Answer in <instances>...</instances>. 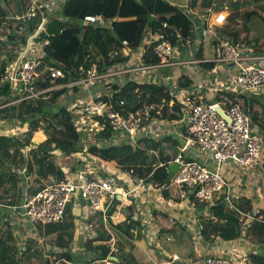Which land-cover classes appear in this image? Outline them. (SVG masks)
Here are the masks:
<instances>
[{"label":"built area","instance_id":"2783aa9c","mask_svg":"<svg viewBox=\"0 0 264 264\" xmlns=\"http://www.w3.org/2000/svg\"><path fill=\"white\" fill-rule=\"evenodd\" d=\"M13 1L16 3V13L11 15L8 12L5 18L18 22L20 28L24 29L25 39L23 40L15 31L6 35L4 39L0 37V108L7 100L9 104L42 98L50 91V86L42 87L46 78L59 85L61 87L59 89H63V94L76 87L82 91L93 89L94 93L72 97L75 103L65 105L73 116L80 137L82 132L97 133L108 127L111 131L110 136L96 140V145L99 147L134 145L141 139L140 131L148 130L158 121L168 119L160 117L161 104H144L134 111L127 112L114 109L113 93L126 83L121 86L122 75H129L127 81L154 83L167 87L172 95V100L168 104L169 111H172L174 101L180 104V115H185L186 123L184 144L168 161L169 165L178 163V168L169 182L178 188L181 198L190 199L195 206L204 205L206 214L213 221L215 217L212 208L215 203L219 198L229 202L232 195L227 180L219 170L220 166L230 162L246 171L264 166V140L252 124L251 116L245 111L243 103L232 94H228L229 91L250 94L264 87V53H256L252 44L241 39L232 40L223 34L214 33V27L222 26L226 21L227 14L224 10L213 12L212 19L207 20L206 29L202 31V36L206 31H211L217 40L210 58L198 57L195 54L184 56L190 47L197 52L200 50L201 41L192 36L193 27L192 34L188 37H183L178 32L167 36L158 30L152 33L153 30L147 29L145 33L148 35H144L138 47L131 48L126 40H122L120 50L110 51V57L116 58L118 55L121 58L126 57L123 61H115L102 72L97 70L96 63H92L81 77L56 83L55 81L64 78L66 73L59 64L48 65L46 62L49 34L46 33L45 25L53 13L60 14L64 0ZM5 3L6 0H0L3 8ZM64 18L65 22L71 25L70 20L72 22L73 18ZM78 20L82 25L108 26L105 19L97 15H85ZM5 46L11 50L1 51V47ZM11 46L17 49L13 52ZM149 46L158 61L146 64L143 55ZM209 62L213 63L210 68L205 66ZM45 64L48 66L44 67ZM174 67H184L185 70L175 77L171 72H159ZM145 76L149 79L145 80ZM183 76L190 80L187 86H180L178 83L179 78ZM39 81H42L41 85ZM6 84L9 96L2 92ZM99 84H104V89L95 92ZM208 87L219 89L223 93L219 94L218 99L208 101L206 95L202 93V89ZM123 103L122 100L117 102L120 105ZM218 107L225 116L220 115ZM154 111L155 114H152ZM191 146L207 154L214 167L186 156L185 150ZM76 153L85 156L84 159H80L85 162L79 160L80 164L75 169L65 171L59 178L48 175L41 187L25 195L21 203L13 206V209L20 211L29 223L36 225L60 222L67 211H71L76 217L81 216L78 210L82 208L84 213L82 218L85 220L94 216L96 219V213H101L104 228L107 230V223L111 217L106 213L107 207L114 203L131 206L130 198L135 197L137 193L135 189L129 187L128 179L132 170L124 172L114 161L118 167L117 172L101 175L94 167L93 161L87 158L94 152L84 147ZM149 154H155V150L150 149ZM161 165L163 164L159 163L158 166ZM151 179L150 174L148 178L136 177L134 181L137 188H143L147 181L152 182ZM79 199L84 201L83 205L79 203ZM66 203H69V207L65 211ZM77 223L79 232L80 228L87 229L80 217ZM106 245L108 252L105 256L92 258L83 264H120L116 258L119 249L112 235ZM173 258L177 256L173 255ZM203 264L231 263L229 259L217 255L205 257Z\"/></svg>","mask_w":264,"mask_h":264},{"label":"trees","instance_id":"16d2710c","mask_svg":"<svg viewBox=\"0 0 264 264\" xmlns=\"http://www.w3.org/2000/svg\"><path fill=\"white\" fill-rule=\"evenodd\" d=\"M171 1V0H170ZM168 0H64L60 7V14L63 17L78 19L85 15H97L105 20H109L108 26L93 27L90 25H77L71 24L60 29L59 32L49 34V44L46 46L47 58L46 61L50 63L59 64L63 67L66 76L60 78L56 83L67 82L71 79H76L84 75L86 69L92 64H97V70L99 72L104 71L105 67L110 66L115 61H123L125 58H121L119 55L116 58L110 57V51L112 49L120 50L121 41L126 40L131 48L138 47L144 39V35L147 29L158 30L165 35H174L176 32L180 33L183 37H188L192 34L193 19L186 11L188 8L200 7L203 9H210L211 11L225 10V6L216 3L215 0H185L187 8L173 4ZM173 2V1H172ZM251 6L257 7L258 1H251L248 3ZM184 5V4H183ZM227 9L229 13L227 15L225 24L221 27V34L232 40L240 39L241 28L236 23V18L239 16L251 17L256 14L254 9L249 11H242L241 5L237 2L231 3ZM8 11L0 4V20L6 19ZM264 20V16H262ZM207 41L210 42L211 47H215L217 42L216 38L211 37L210 33L206 35ZM249 41L251 39H247ZM257 42V39H255ZM199 51V55L210 54V47ZM98 56L96 59L95 57ZM143 61L146 64L157 62L158 60L152 54L151 46L147 48L143 55ZM206 67L213 66L212 62L206 63ZM52 80L46 79L42 83V87L46 88L52 84ZM180 86H187L190 84V80L183 76L178 81ZM2 92L5 96H9L7 84L3 87ZM52 95L51 104L44 101L43 98L35 100L34 106H28L25 110L31 114L19 117L23 122L31 124V132L41 129L46 135V139L39 143L31 142L33 146L32 161L38 166L36 175L38 180L48 175L56 177L62 176V171L56 165L53 158L55 154L51 153L53 150L58 149L63 154L73 155L76 152L82 150L81 138L77 132L76 126L73 121V116L67 111L65 105L60 106L58 98L63 94V89L57 91H50L46 94ZM243 98L244 109L250 113L251 119L254 123L258 124V128L264 134V101L258 100L253 97ZM119 100H122L123 104H117ZM172 100V95L167 87L154 83H135L132 81H126L116 93H113L112 102L113 108L121 112H127L129 110L134 111L144 104H161V118L168 120L178 119L180 117L181 108L180 104L174 101L171 110L169 111V101ZM57 101V102H56ZM258 104L262 110V115H259L257 110H254V105ZM5 112V111H3ZM40 114V117H38ZM155 114V111L152 112ZM10 113H5L3 117H12ZM17 116V115H16ZM44 121V126L41 120ZM96 140L108 138L111 134L110 129L107 127L102 131L94 133ZM33 139L42 140L43 135L40 132H36ZM175 143V140H173ZM142 143V144H141ZM161 141L153 138L140 139L136 144H120L99 147L93 143L89 150L91 152L100 154L106 159L116 162L118 167L124 171L129 172L130 178L134 181L136 177L145 178L151 174L153 183L161 185L169 183L168 178V161L171 159L169 155L164 154L161 147ZM27 141H19L13 137L0 136V155L6 158L10 153V148L14 147L16 154L21 152L20 158L23 163L21 167L25 170H31V163L27 158ZM158 156L149 154V150L159 149ZM175 155L177 148L172 145ZM159 163L163 165L158 166ZM76 167V166H75ZM72 167L71 170L75 169ZM104 172V171H102ZM100 172V174L102 173ZM101 175H107L106 172ZM44 179V178H43ZM150 180V179H149ZM4 175L0 174V187L4 185ZM10 187L14 190V185ZM39 184L37 188L41 187ZM30 188V187H29ZM36 188V189H37ZM35 189V190H36ZM33 191V190H32ZM9 201L13 202L19 198L18 193L14 190H8L5 194ZM118 202V201H117ZM251 206L248 198L241 197L239 195L232 194L230 201L227 202L224 199H220L215 203L212 208L215 221H207L202 224V232L207 236L212 235L214 237L219 236L223 240H232L239 236H242V229L246 226V235L250 237L251 241L264 246V209H259L258 213L247 220L242 217L241 213H250ZM112 213V209L108 211ZM126 218L122 225H125L126 231L131 228H138L132 221L127 223ZM247 220V222H246ZM51 231L46 229L45 232ZM182 231V230H181ZM173 234V229H167L165 235L160 239ZM182 232H180V235ZM98 239H108V235L100 234ZM184 236H187L184 234ZM166 238V237H165ZM94 239L87 242L89 248ZM165 243L163 246L167 249L171 248L170 243L167 240H163ZM104 251L103 246L99 247ZM105 252V251H104ZM4 251L0 250V254ZM5 254V253H4ZM1 256L0 264H7L11 261L6 255ZM63 256L69 261L70 257L67 254ZM251 261L256 264H264L263 254H251L249 255ZM120 264H137L132 253H118L116 255ZM46 264H51L46 261ZM63 264V263H60Z\"/></svg>","mask_w":264,"mask_h":264},{"label":"crops","instance_id":"0c3cea01","mask_svg":"<svg viewBox=\"0 0 264 264\" xmlns=\"http://www.w3.org/2000/svg\"><path fill=\"white\" fill-rule=\"evenodd\" d=\"M238 1L239 0H232L233 3H239ZM240 1H242L240 2V4H242L241 10L246 9L249 11L251 9H254L256 11L255 15L247 18L244 17L243 19L238 20V27L241 28L240 38H244V41L246 43L252 44L255 48L256 53L263 54L264 20L262 19V16H264V1L261 3V7L263 9H260V5L254 7L248 4L249 2L255 0ZM170 2L173 4H177L174 1ZM15 4L16 3L13 0H8L7 3L3 4V6L11 15H15ZM7 5H13V10L9 9ZM183 6L187 8L186 2ZM186 11L193 17L192 36L201 41L199 51H201L202 49L204 51H208L206 48L210 47V54L206 55L203 53V55H199V51L197 52L192 47H190L192 51L189 49L188 52L184 53V56L189 57L191 54H195L198 57L203 56L206 58H210L213 54L214 46L211 47L213 43L211 44L207 41L206 35L210 33L211 37H216L211 31H206V33L202 36V31L206 29L207 20L210 21L212 19L214 11H209L208 9H203L200 7L188 8L186 9ZM224 11L228 15L229 9H227V11ZM258 19L261 21L260 27ZM4 24L5 22H0V27L5 26ZM222 26L214 27L213 31L216 35L221 34L219 29H221ZM248 38H252V40L249 41L247 40ZM255 39H257V42H255ZM184 70V67H174L172 69H163L159 72H171L173 73V77H175L179 74H182ZM122 76L123 80L121 81L123 83L121 84V86L129 78L128 74ZM144 79L148 80L149 78L148 76H145ZM103 89L104 84H99L97 86V89H95V92L103 91ZM88 91H82V94L80 96L86 95L87 93H89ZM202 91V93L206 95L208 101L218 99L221 93H223L220 92L219 89H211L210 87L204 88L202 89ZM237 93L239 92H228V94H232L238 101L242 103L243 98L240 97L241 95L264 101V87L260 91L250 94ZM8 102L9 100L5 101L2 104L3 107L0 108V125H2V122L4 120L10 121L8 127L11 126L14 128L12 130H7V132L11 131L12 134L15 133V135L8 136L9 134L7 135V133H4V128L1 127L0 136L13 137L19 141H27L26 150L31 147L33 148L31 142L39 143L44 141L46 139V135L41 129L30 133L28 132V130L22 131L21 129L19 130V132H13V130L17 127L12 120L14 116L2 117L3 111H6L7 109L4 105ZM18 103L21 102L9 103L7 105L10 107L14 105L17 106ZM65 103L68 104L70 102L66 100ZM255 105H257V107L254 106V110H258L261 108L260 106H258V104ZM248 114L250 115V113ZM16 117L19 118V116ZM260 123L264 124L263 122ZM185 124L184 114H181L178 119L172 121H158L154 127H150V129L148 130L140 131L139 139L152 137L155 140H160V145L163 148L164 154L169 155L171 158L174 154L172 145L176 147L177 152H179V150L181 149V145L184 144V134L186 133ZM252 124L258 128L257 123H254L252 121ZM258 130L259 135L261 134L263 137L261 135L260 136L262 137V139H264V134L260 131L259 128ZM36 132L42 133V140L33 139ZM173 140H175V143ZM158 152H160V147L159 149L155 150V154L153 155L157 156ZM184 154L189 158L196 159L200 162L208 164L209 167H214V163L211 158L207 154L198 151L194 146H191L187 150H185ZM81 156L85 157L83 155ZM87 158L93 161V165L98 169L99 173L102 171L106 172L107 174H113L117 172L118 167L115 162L104 158L100 154L91 153V155H88ZM77 163L80 164V161H78ZM229 165L234 168V171H231ZM236 167L237 165L233 163H224L222 165L221 172H224L223 176L227 180L232 194L249 199V203L252 208L251 212L240 214L247 220H251L250 215L255 216L258 213L259 209H264V166L255 167L248 171L241 169L240 171H238ZM23 169V167L16 168V173H21L24 176H20L13 181V187L14 189H17L19 198H17L16 201L13 202L0 200V224L7 223L9 227V230L4 235L1 234L2 229L0 228V250H3L5 253L3 254L12 259L10 262L8 261L7 264H24L25 258L28 260L27 256H37V252L39 251L43 253L44 258H47V260H52V258H54L56 263L61 262L63 264H83L92 258L105 256L108 252L106 243L107 241L109 242L110 236L108 235V239L105 240L97 238L101 236L100 234H105L104 231L98 230V221L100 219V215H96V219L94 216L86 220L85 223L87 229L82 228L81 230L80 228V232L76 231L74 233V237L72 236L69 240H67V242H65V240H63L62 238V240H59L60 237L56 232L52 230L49 232H45L44 230V232L41 233V236L44 237V239H50V236L55 234V241L51 239L50 241L46 240L39 248H29L28 241L38 239L39 237L36 225L29 223L21 215L20 211L13 209V206L21 203L25 195H29L35 192L38 189L37 186L39 184L43 185V183L47 179H42L41 182L37 183L35 187L29 188V186L24 181L25 178L28 177L25 176L26 171L24 173L22 171ZM120 176L125 177V175L123 174H120ZM129 179V187L135 189L137 193L135 197L133 196L130 198V202H132V204L129 207L121 206L118 203L113 204V211L111 213V216L113 214V239L118 246L119 253H132L137 264H203V260L205 257L217 255L229 259L231 264H256L251 261L249 255L260 253L264 255V246H260L252 242L250 237L246 235L247 225H244L242 229V236H239L232 240H223L219 236H216L214 237V239H212V235L207 236L208 238L205 239L206 234H203L202 232V224L209 220H213H211V218H209V215L206 214L204 205L200 204L195 206L191 203L190 199L181 198L179 196L178 188L170 182L157 185V183L147 181L143 188H137L135 181H133L130 177ZM79 203L83 205L84 201L82 199H79ZM68 212L70 213L73 221H75L76 215L71 211H67V213ZM78 213L81 216H84V213H82V208L78 210ZM126 218H128L127 223H129V221H132L133 225L135 224L136 226H138V228H131L126 231L125 225H122V222ZM102 228L104 227L102 226ZM167 229H173L174 233L165 236L166 238L164 237L160 239V237L165 235ZM85 232H87V235L83 234ZM135 232L136 234H134ZM180 232H182L181 235ZM184 234L187 236H184ZM122 236L126 237L129 241L122 240ZM80 237H82L81 243L79 239ZM7 239H10L9 243ZM91 239L94 240L91 243V248H89L87 242ZM163 240H167L170 243L169 245H171V248L167 249V247H164L163 245L165 243H162ZM100 246H103L105 252L99 248ZM13 249L15 250L14 252ZM46 249H53V251L48 252ZM56 253L59 254L55 257ZM3 254H0V261ZM63 254L69 255L70 260L65 261L66 258L63 256ZM50 255L54 256L51 257ZM173 255H176L177 258H173Z\"/></svg>","mask_w":264,"mask_h":264},{"label":"rangeland","instance_id":"374dc122","mask_svg":"<svg viewBox=\"0 0 264 264\" xmlns=\"http://www.w3.org/2000/svg\"><path fill=\"white\" fill-rule=\"evenodd\" d=\"M7 1L8 0H6V3H7ZM171 1H174L179 6H183V4L185 3V0H171ZM255 1H258L259 4H261L264 0H255ZM215 2L216 3H219V4H222L226 8L231 3H233L232 0H215ZM238 2L240 4V2H242V1L239 0ZM240 5H242V4H240ZM261 6L262 5L259 6L260 9H263ZM7 7H9V9L13 10L12 9L13 8V5H7ZM243 7H246V6H243ZM226 8H225V10L227 11ZM242 11H248V10L245 9V10H242ZM243 18H244L243 16L237 17L236 18V23L239 24L238 23V20L239 19H243ZM105 21H106V25H109V20H105ZM0 22H5V24H4L5 26H1L0 27V37L2 39H4L6 37V35H10L13 31H15L16 33H18L23 40L25 39L24 29L20 28V25L18 24V22L16 20L6 18L4 21L3 20L2 21L0 20ZM70 23L72 25L73 24H77V25H80L81 24L78 19H73L72 22L70 20ZM258 23H259V27H260L261 21L259 19H258ZM67 25L68 24L65 22V18L63 16H61L60 14L53 13L52 16H49V21L45 25V30H46V33L47 34H54V33L59 32L60 29L66 27ZM219 31H222V29H219ZM151 32L153 33L154 31H151ZM146 35H148V34L145 33V36ZM240 39L244 41V38H240ZM11 47H13V49H12L13 52L15 51V49H17L14 46H11ZM10 50L11 49L8 48L7 46H5L3 48L1 47V51H3V52H8ZM95 58L97 59L98 56H96ZM46 62H47L48 65H51L50 62H48V61H46ZM47 64H45L44 67L48 66ZM44 67H43L42 71H44V69H45ZM43 77L45 78V75H43ZM40 82H42V81H39V83ZM40 85H41V83H40ZM59 88H61V87L59 85H55L54 82L50 85V91H57ZM88 92L94 93V90H90ZM81 94H82V90L80 88H78V87H76V89L75 88H71L70 92L68 91L67 93L62 94L60 96V98H58L57 101H58V103H60V106L65 105L66 104L65 103L66 100H68V102H70V103H75V101L72 99V97H78ZM51 97H52L51 93L48 94V95L45 93L42 96L43 100L44 101H47L50 104L52 103L51 102ZM35 100L36 99H28L25 102L18 103L17 106L14 105V106H11V107L8 106L7 104L4 105L5 108H7V109H6L5 112L2 113L3 115H5V113H10L11 115L12 114L15 115L14 118H12V120L14 121L15 126H17V127L13 130V132H19V130L21 129L22 131H27L28 130V132L30 133L31 124H29L28 122L27 123H24L23 122L24 121L23 119L20 120L22 122L21 123L19 121V118L16 117V115L23 118L24 116H26L28 114H31L28 111H26L25 108L26 107L28 108V106H30V107L31 106H34L35 105ZM254 106L257 107V105H254ZM257 111L259 112V115H262V110L261 109H258ZM3 115H2V117H3ZM38 117H40V114H38ZM39 120H41V123H42V125L39 124L40 125L39 127L42 128L45 123L42 120V118H39ZM9 122L10 121L4 120L2 122V125H0V128L3 127L4 128L3 132L4 133H7V135L9 134L8 136L15 135V133L12 134L11 131H8L7 132V130H12L14 128V127H11V126L8 127ZM255 129L257 131H259L257 127H255ZM94 136H95L94 133H89L88 134L87 132H82L81 147L82 148L87 147L88 150H89V148L92 145V143H95L96 142V139L94 138ZM14 150H15L14 147L10 148L9 155L6 158H4V159L0 155V174H3L4 175V178H5L4 185L2 187H0V200H2V201H9L8 198H7V196L5 195V194H7V191L8 190H11V191H14L15 190L17 192V189L12 190L10 187H6V185L7 186H10L11 184H13V181L15 179L19 178L20 176L21 177L24 176L21 173H16V168H20L21 165H22V163H23V161L20 158L21 157L20 156L21 154H19L21 152H18V154H16V152ZM33 151H34V149L32 147L29 148L26 151L27 152V158L29 159V161L31 163V170L28 171V169H27V171H26L25 168L22 170L24 173L26 171L25 176L28 177V178H25L24 181L26 182V184L30 188L35 187L37 185V183H40L43 178L44 179L47 178V177H42L41 179L38 180V176L36 175V170H37L38 166H37V164L35 162L32 161V155H33L32 153H33ZM54 152H56V153H54ZM54 152H53V154H55V156L53 158H51V159L54 160V162L56 163V165L60 168V170L62 171V175H63V173L65 171H68L72 167H75V166L79 165L77 162L80 159H84L85 158V157H82L80 155L81 153H75L73 155H66V154H63L62 152H60L58 150H55ZM80 161H82V160H80ZM82 162H85V161H82ZM229 167L231 168V171H234V168L231 165H229ZM221 169H222V166H220L219 170L221 171ZM236 169L238 171H240V169L241 170H245L244 168H241V167H238V166L236 167ZM11 187H12V185H11ZM111 209L113 211V204H110L107 207L106 213L108 215H111V213L110 214L108 213V211L111 210ZM96 215H100V219L98 221V225H99L98 230L99 231L102 230V231H104L105 234H107L109 236H111V235L113 236V214L110 217L109 222L107 223V228H108L107 230L105 228H102V226L105 227V223L102 220L101 213L97 212ZM78 217H80V216H77L76 219H75V221H73V219L70 216V213L68 212L63 217V219L60 222H54V223H49V224H36V228H37L39 237H38V239H33V240H29L28 241L29 248H39L40 246H42V244L46 240L50 241V239H51V240L55 241V239H56V237H55L56 235L55 234L51 235L50 236V239H44V237L41 236V233L44 232V230H46V229H50V230L56 232L59 235V237H60L59 240H62L63 239V240H65V242H67V240H69L72 236L74 237V233L76 231L77 232L79 231V229H78V223H77ZM82 217L83 216L80 217V220L83 219V221L85 223L86 220H88V219L85 220ZM0 225H1L0 228L2 229V233L1 234L4 235L9 230V227H8L7 223L0 224ZM134 228H136V227H134ZM87 232H85L83 234L84 235H87ZM134 234H136V232ZM121 238H122V240L129 241L124 236H122ZM79 239H80V243H81L82 242V237H80ZM7 241L9 243L10 242V239H7ZM14 251L15 250L13 249V252ZM58 254L59 253H56L55 254V257L58 256ZM50 256L52 257L54 255H50ZM27 257H28V260L25 258L24 264H38V263L39 264H46L47 258H44V255H43V253L41 251L37 252V256L36 255L35 256H32L31 255V256H27ZM47 261H49L51 264H60L61 263V262L56 263L54 258H52V260H47Z\"/></svg>","mask_w":264,"mask_h":264},{"label":"water","instance_id":"95a60500","mask_svg":"<svg viewBox=\"0 0 264 264\" xmlns=\"http://www.w3.org/2000/svg\"><path fill=\"white\" fill-rule=\"evenodd\" d=\"M218 112L220 115L225 116V114L222 112V110L218 107ZM178 168V163H173L168 166V178L171 179L173 177V174ZM69 207V203H66L64 210L66 211Z\"/></svg>","mask_w":264,"mask_h":264}]
</instances>
